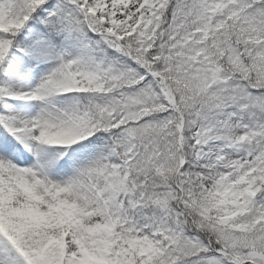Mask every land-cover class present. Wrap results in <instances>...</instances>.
<instances>
[{"label": "snow or ice", "instance_id": "1", "mask_svg": "<svg viewBox=\"0 0 264 264\" xmlns=\"http://www.w3.org/2000/svg\"><path fill=\"white\" fill-rule=\"evenodd\" d=\"M0 264H264V0H0Z\"/></svg>", "mask_w": 264, "mask_h": 264}]
</instances>
